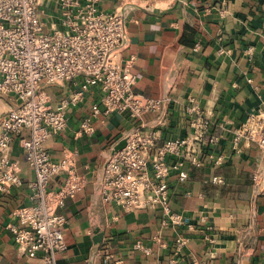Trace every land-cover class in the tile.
Segmentation results:
<instances>
[{"label": "crops", "instance_id": "1", "mask_svg": "<svg viewBox=\"0 0 264 264\" xmlns=\"http://www.w3.org/2000/svg\"><path fill=\"white\" fill-rule=\"evenodd\" d=\"M131 2L127 58H134L135 92L168 102L142 119L100 113L91 135L80 132V123L99 101L100 89L68 107L67 129L46 141L52 158L68 159L83 183L59 208L69 220L63 227L68 248L59 262L264 264V149L249 135L236 138L243 125L264 123V0ZM121 4L103 0L101 7L112 11ZM76 89L69 81L46 91L57 107ZM17 105L14 95L0 92V120ZM194 108L210 123L205 141L220 140L200 149L202 165L185 162L187 180L172 171L171 208L180 219L173 221L161 207L127 211L106 203L105 166L125 135L143 125L158 133L159 144L192 136V121L199 118ZM11 159L20 164L22 183L0 192V264H41L19 251L7 228L18 222L14 210L31 203L36 179L18 137ZM66 178L55 176L51 188L60 190Z\"/></svg>", "mask_w": 264, "mask_h": 264}, {"label": "built area", "instance_id": "2", "mask_svg": "<svg viewBox=\"0 0 264 264\" xmlns=\"http://www.w3.org/2000/svg\"><path fill=\"white\" fill-rule=\"evenodd\" d=\"M123 1L107 11L101 7L103 0H0V92L18 100L0 120V192L22 183L20 164L11 159L12 143L18 137L36 179L31 203L14 210L18 222L7 228L19 251L39 258L41 264H61L58 255L68 248L63 227L69 220L59 208L83 188L73 164L53 159L46 145L51 136L67 129L68 107L79 104L87 92L100 89L99 101L80 123V132L91 135L93 118L100 113L119 112L142 119L168 102L135 92L134 58H127V16L132 2ZM69 81H75L78 89L61 105L52 106L46 89ZM193 110L199 118L192 121V136L159 144L158 133L143 125L125 135L126 145L115 150L105 166L106 203L127 211L161 207L173 221L180 219L171 208L172 171L180 181L187 180L185 162L202 165L200 149L220 140L212 136L205 141L210 123L198 109ZM247 135L264 149V123L259 128L243 125L236 138ZM170 156L174 157L171 161ZM60 174L67 178L54 191L51 183ZM182 245L179 239L178 246Z\"/></svg>", "mask_w": 264, "mask_h": 264}, {"label": "water", "instance_id": "3", "mask_svg": "<svg viewBox=\"0 0 264 264\" xmlns=\"http://www.w3.org/2000/svg\"><path fill=\"white\" fill-rule=\"evenodd\" d=\"M126 145V141H122L121 144L119 145L118 149L123 148Z\"/></svg>", "mask_w": 264, "mask_h": 264}]
</instances>
